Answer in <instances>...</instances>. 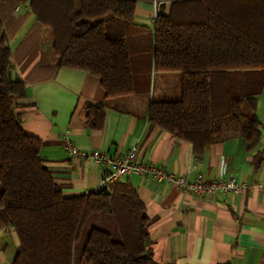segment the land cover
<instances>
[{
    "label": "trees",
    "instance_id": "obj_1",
    "mask_svg": "<svg viewBox=\"0 0 264 264\" xmlns=\"http://www.w3.org/2000/svg\"><path fill=\"white\" fill-rule=\"evenodd\" d=\"M29 9L50 31L59 68L98 77L106 99L147 92L151 72H180V98L151 101L148 120L190 143L197 159L231 136L257 148L264 0L173 1L152 30L135 24L136 0H29ZM10 56L0 22V212L20 246L12 264H156L145 207L127 179L108 191L63 194L40 158L41 141L22 130L15 109L25 86L10 78ZM86 116L88 128L102 129L103 105ZM262 160L257 153L254 167Z\"/></svg>",
    "mask_w": 264,
    "mask_h": 264
},
{
    "label": "crops",
    "instance_id": "obj_2",
    "mask_svg": "<svg viewBox=\"0 0 264 264\" xmlns=\"http://www.w3.org/2000/svg\"><path fill=\"white\" fill-rule=\"evenodd\" d=\"M177 0H136L135 24L152 30L156 10L167 13ZM0 22L10 50L9 75L25 86L16 102L22 130L41 141L40 158L65 196L92 192L101 167L70 155L66 143L90 154L123 156L136 146L140 161L184 176L201 174L205 184L234 178L264 183V90L256 99L260 140L254 151L238 136L214 143L201 159L192 145L151 127V101L181 96L180 72H151L147 92L106 99L100 79L86 71L59 68L50 31L38 23L29 0H0ZM103 105L101 130L86 124V108ZM67 141V142H66ZM263 156L259 168L253 159ZM149 220L148 253L156 264H264V188L243 194L200 197L174 185L130 176ZM19 242L0 212V264H12Z\"/></svg>",
    "mask_w": 264,
    "mask_h": 264
},
{
    "label": "built area",
    "instance_id": "obj_3",
    "mask_svg": "<svg viewBox=\"0 0 264 264\" xmlns=\"http://www.w3.org/2000/svg\"><path fill=\"white\" fill-rule=\"evenodd\" d=\"M157 13L158 10L153 14V21L156 19ZM65 146L70 155L81 159H88L91 163L101 167V182L93 192L108 191L112 183L124 181L133 175L150 178L160 184L174 185L183 192L193 193L200 197H210L215 194L224 195L227 193L243 194L254 188L257 190L264 188V183L249 186L236 182L234 178L227 180L218 179L205 184L201 174H197L191 181H188L184 176L170 174L161 167L140 161L136 146L128 150L123 156H108L101 150H95L87 154L68 142Z\"/></svg>",
    "mask_w": 264,
    "mask_h": 264
},
{
    "label": "rangeland",
    "instance_id": "obj_4",
    "mask_svg": "<svg viewBox=\"0 0 264 264\" xmlns=\"http://www.w3.org/2000/svg\"><path fill=\"white\" fill-rule=\"evenodd\" d=\"M95 221V219L94 220H92V222H94ZM99 224H100V226L102 225H105V224H103V222L100 220L99 222H98ZM102 223V224H101ZM105 223H106V229H108V230H111L112 231V228H113V225H112V223L111 222H109V221H107V220H105ZM95 225H97V224H95ZM99 226V227H100ZM108 227V228H107ZM86 235H87V229H85L84 231H83V233L81 234V236H80V240L77 242V244H76V246H75V251H76V253L78 254V253H80V251H82V249H83V247H84V243H85V239H86Z\"/></svg>",
    "mask_w": 264,
    "mask_h": 264
}]
</instances>
